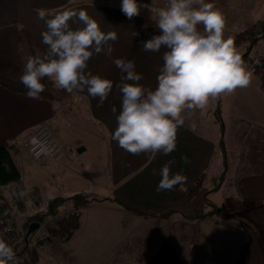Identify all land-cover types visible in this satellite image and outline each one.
<instances>
[{
	"label": "crops",
	"instance_id": "1",
	"mask_svg": "<svg viewBox=\"0 0 264 264\" xmlns=\"http://www.w3.org/2000/svg\"><path fill=\"white\" fill-rule=\"evenodd\" d=\"M72 1L77 0H0L1 77L15 80L23 71L19 46L21 28L29 32L36 45L47 51L41 36L46 31V25L37 18V9H46L50 14H55ZM111 1L93 0L92 3L67 9L84 10L103 32L117 34V40L109 42L113 48L111 55L94 54L86 69L93 75L113 81V90L103 106H98L99 98H91L86 90L74 92L71 102L63 103L28 99L0 87V146L15 145L18 149L15 157L30 165L29 160L32 159L26 153L25 144L42 124L50 129L62 146L54 164L31 161L37 163L34 172L42 178L41 183L47 185L44 190L48 200L50 195L65 198L80 193L107 198L80 211L79 228L67 241L42 238L43 256L45 250H49L47 260L51 264H249L242 255L251 246L248 241L252 239L251 232L260 240L264 256V208L261 207L264 205V90L260 81L251 73L250 84L233 94L222 95L219 106L218 100L216 103L210 100L206 109L196 110L191 115L186 113L185 124L177 131V148L171 154H157L154 159L143 153L129 154L111 140V133L117 127L116 116L122 99L116 85L122 83L121 77L125 75L113 61L121 58L134 61L135 71L143 75L139 83L155 89L166 49L162 48L157 53L143 51L141 41L158 34L156 21H148L141 15L128 20L120 7L113 6ZM234 1L206 0L225 5L224 16L230 12ZM137 2L151 4L155 9L167 6L149 0ZM141 12H145L144 9ZM151 13L156 14L154 11ZM77 26L81 25H73ZM246 28L233 32L225 30V38ZM133 31L139 35L132 37ZM242 46L246 47V52L240 55H249L253 47L247 43L235 45L236 49ZM261 56L262 53L256 58ZM113 107L117 110L115 114ZM80 113L86 115L89 125L97 124L102 132H92L87 123L86 138L80 134L76 125L72 127V120L76 118H72V114ZM210 115L215 118L214 127L220 123L218 136L228 127L236 135L241 123L249 124L242 142L245 170L236 181L240 198L248 202V212L236 210L235 214H242L237 218V225L220 222L214 214L200 218L208 212L203 205L202 195L208 191V184L214 181L224 164L218 161L219 150L221 160L224 159L223 139L217 135L212 139L201 132L202 129L207 131L211 128L210 124H206L212 119ZM198 117L200 125L196 123ZM204 120H207L205 125ZM195 124L201 129L197 130ZM88 136L104 142L98 168L80 159L89 152ZM237 145L240 151L241 147ZM106 152L109 156L107 160ZM184 156L190 160L189 164L183 163L181 158ZM170 160L174 161L170 175L182 173L187 177V183L183 186L205 173L203 189L192 201L186 200L179 185L172 191H156L161 179L159 171ZM31 191L36 198L33 205H38L39 188L33 187ZM11 197L13 195L6 196L5 202ZM111 199H117L143 215L128 212ZM55 248H58L56 253ZM33 262L40 264L39 257H35Z\"/></svg>",
	"mask_w": 264,
	"mask_h": 264
},
{
	"label": "clouds",
	"instance_id": "2",
	"mask_svg": "<svg viewBox=\"0 0 264 264\" xmlns=\"http://www.w3.org/2000/svg\"><path fill=\"white\" fill-rule=\"evenodd\" d=\"M142 9L153 11L151 4L121 0L120 11L128 20L140 16ZM156 17L158 34L141 41L145 52L166 49L155 89L139 83L143 75L135 71L134 61L122 58L113 61L125 75L121 77L122 83L116 85L122 99L111 140L131 155L143 153L152 159L176 150L177 131L185 124L186 113L204 110L210 100L246 88L252 76L233 38H225L226 18L213 3L167 0L166 7L156 9ZM37 18L46 25L41 36L47 51L29 56L24 64L19 82L26 89V98L40 99L46 90L42 81L47 78L58 90L69 94L86 90L91 98H99L98 106H103L113 90V81L86 69L94 54L111 55L113 48L109 42H115L117 34L103 32L84 10L50 14L46 9H37ZM138 35L132 32V37ZM116 111L113 107L112 112ZM181 159L190 163L186 156ZM173 163L170 160L161 167L158 193L187 183L182 173L170 175ZM0 264H17L14 249L3 239H0Z\"/></svg>",
	"mask_w": 264,
	"mask_h": 264
},
{
	"label": "rangeland",
	"instance_id": "3",
	"mask_svg": "<svg viewBox=\"0 0 264 264\" xmlns=\"http://www.w3.org/2000/svg\"><path fill=\"white\" fill-rule=\"evenodd\" d=\"M121 0H113L111 1V4L116 7H120ZM234 6L230 8V12L225 16L226 18V29L230 32H233V30H242V28H246V26H250L258 22L259 20H263L264 18V0H235L232 2ZM153 11L156 12V9L153 8ZM142 11V10H141ZM145 12H141V16H143L148 21H156L157 17L156 14L149 13L147 9H144ZM253 49L249 51V57L250 58H256L263 54L264 49V39H261L257 41L253 46ZM263 47V48H262ZM239 54H243L246 52V47L242 46L239 49H237ZM215 103L216 100H213ZM69 106V105H68ZM73 106V105H72ZM79 106L81 107V103H79ZM72 109V107L70 106ZM76 117V118H74ZM209 117H212L211 115ZM72 127L75 125L78 127L79 133L83 134L86 138L87 135V127L89 126V129L92 132H102V128L100 130V127L97 124L89 125V122L87 121L86 115L80 113V114H72ZM215 121V118L212 117L211 120L207 122V120L203 121V125L210 124V127L207 131L205 129H202V134H205L209 136L210 138H214L216 135L218 136V126H220V123H216V126H213V122ZM88 123V126L86 125ZM196 123L200 125V119L199 117L196 119ZM197 124H195L198 129H201ZM50 127V125L48 124ZM213 129H215L216 133L213 134ZM97 134V133H96ZM89 139H87V145L89 147L88 154L84 155L82 158L84 163L87 161L90 162L91 167L98 168L100 167V162L102 161V155H100V150L102 154V146L104 145L103 141L98 142L97 139L94 136H88ZM219 138L221 137L223 139V160H221V150H219L220 160H218L220 163L223 164V167L219 170L217 173L214 181L210 184H208V191L205 194L206 203L209 205L207 206L208 211H212L216 208V210L213 211L214 216L223 223H237V218H240L242 214H235L236 210L241 211L244 213L246 210V206L248 204L247 201H244L240 198L237 187H236V174H237V165L239 163V147L238 142L236 139V135L234 134V131L228 127L226 128V131L223 132ZM220 149V148H219ZM27 155L30 157L28 151L26 150ZM31 158V157H30ZM109 158L108 152H106V160ZM32 159V158H31ZM33 160V159H32ZM30 165L29 162H22L21 159L14 156V162L19 168L23 183L20 184L19 187H10L8 189H4L3 194L6 196L13 195L12 198L19 199V204L21 206L15 207L13 209V216L15 219V226L16 231L18 233V236L21 237V235L24 233V223L25 218L31 214H33L36 211L43 210L45 205H47V195L45 194L44 188H47L46 184L41 183L42 178L37 177L35 168L37 169L36 165L37 163L31 162ZM39 161V160H35ZM223 161V162H222ZM42 162V161H41ZM102 165V163H101ZM33 168V170L31 169ZM92 169V168H91ZM216 187L215 190L214 187ZM33 187H38L40 192V199L39 202H37L38 205H33L35 194L31 189ZM19 188V189H18ZM31 191V194H28ZM5 196V197H6ZM31 196V198H30ZM33 197V198H32ZM10 199V200H11ZM37 206V207H36ZM252 206V204L250 205ZM34 210V211H33ZM239 212V213H241ZM246 216V214H244ZM243 215V216H244ZM48 218L46 217L40 222V226L38 229L35 230L34 235L31 236L30 242H29V249L30 254L27 253L25 258L23 259L26 261H32L35 259V257H39L40 264H51L49 263L48 256H50L49 250H45V256H43V243L36 244V237L37 232L40 230H45L46 224L48 222ZM237 225V224H236ZM48 231V230H46ZM49 234V232H47ZM33 234V233H32ZM251 241L248 239L249 244L251 242V246L246 250L245 254L242 256H245V260L249 261V264H264V256L262 251V245L260 243V240L256 237L254 232H251ZM43 239L45 237H42ZM46 240V238H45ZM44 241V240H42ZM247 242V239L245 240ZM58 251V248L54 249V252L56 253ZM35 256V257H34ZM20 260V259H19ZM22 261V260H21Z\"/></svg>",
	"mask_w": 264,
	"mask_h": 264
},
{
	"label": "trees",
	"instance_id": "4",
	"mask_svg": "<svg viewBox=\"0 0 264 264\" xmlns=\"http://www.w3.org/2000/svg\"><path fill=\"white\" fill-rule=\"evenodd\" d=\"M155 2L157 5H167V0H149ZM93 0H77L70 2L66 7H64L59 12L72 8L74 6L83 4V3H92ZM215 8L219 10L221 13L226 12V6L213 3ZM233 38L235 45H240L243 43H247L249 46L254 45L257 41L264 39V19L258 23L257 25H251L246 28L244 31L230 35ZM19 46L21 50V57L23 64H25L27 58L29 56L43 55L46 50L42 49L38 45L34 43L31 38L29 32L23 28L19 31ZM244 60L248 70L260 81L261 89L264 90V58L261 56L259 58H250L248 53H245L241 56ZM24 67V66H23ZM23 73V71H22ZM21 73V74H22ZM20 77V76H19ZM19 77L15 80L5 79L0 76V87L8 90L12 94L25 96L26 89L19 82ZM46 85V90L41 94L40 101L44 102H71L74 92L69 94L63 90H58L55 83L49 81L47 78L42 81ZM218 106L219 104V98ZM219 110V108H218ZM249 127L248 123H241L240 128L236 134V139L239 144L240 154H239V164L237 168L236 181L237 177H239L242 172L245 170V164L243 161V148L242 142L245 137L247 128ZM18 154V149L15 145L6 144L4 146H0V201H6L3 191L10 186H16L21 184L22 177L17 165L14 162V156ZM204 176L205 173L194 182L187 184L186 186H178L180 190L185 194L186 200L188 202L192 201L196 196H198L203 189L204 186ZM217 186L214 187L213 190L216 189ZM207 194V193H205ZM205 194L202 195L203 205L207 208L209 206L206 203ZM106 197H98L93 194H75L70 197H55L54 199H49L47 201L46 208L42 211H38L27 216L24 223V233L20 237V242L14 247V251L16 253L17 264H34L32 261H24L26 254L30 252L29 249V240L34 232H32L27 238L26 234L28 232V228L32 224H37L40 226V222L48 218V223L50 227L47 232L45 238L46 239H58L60 241H67L79 228V213L81 210L91 206L97 202L106 201ZM116 201L124 210L128 212H132L134 214L143 215L140 212L133 210L128 207L124 203L118 201L117 199H111ZM19 206H21L19 204ZM264 208V205L261 206ZM212 211L206 212V214L200 216V218L210 216L213 214ZM38 229V228H37ZM43 239L41 237H36V244L42 243ZM23 258V259H22ZM20 259V260H19ZM22 260V261H21ZM34 260V259H33Z\"/></svg>",
	"mask_w": 264,
	"mask_h": 264
},
{
	"label": "built area",
	"instance_id": "5",
	"mask_svg": "<svg viewBox=\"0 0 264 264\" xmlns=\"http://www.w3.org/2000/svg\"><path fill=\"white\" fill-rule=\"evenodd\" d=\"M262 57L264 58V49ZM26 150L33 160L54 164L62 151V146L51 133L50 129L42 124L31 135L25 144ZM19 204V199L12 198L8 202L0 201V239L6 241L13 249L20 242L16 231L13 209ZM50 224L47 222L45 230L37 232L38 237H45Z\"/></svg>",
	"mask_w": 264,
	"mask_h": 264
},
{
	"label": "water",
	"instance_id": "6",
	"mask_svg": "<svg viewBox=\"0 0 264 264\" xmlns=\"http://www.w3.org/2000/svg\"><path fill=\"white\" fill-rule=\"evenodd\" d=\"M38 228V225L37 224H32L29 226L28 228V232L26 234V238L32 233L34 232L36 229Z\"/></svg>",
	"mask_w": 264,
	"mask_h": 264
}]
</instances>
